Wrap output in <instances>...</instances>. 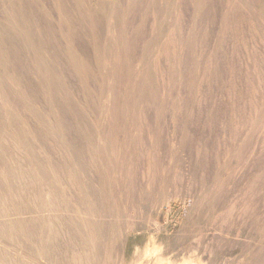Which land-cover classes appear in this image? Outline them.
<instances>
[{"label": "rangeland", "instance_id": "1", "mask_svg": "<svg viewBox=\"0 0 264 264\" xmlns=\"http://www.w3.org/2000/svg\"><path fill=\"white\" fill-rule=\"evenodd\" d=\"M195 258L264 264V0H0V264Z\"/></svg>", "mask_w": 264, "mask_h": 264}, {"label": "bare ground", "instance_id": "2", "mask_svg": "<svg viewBox=\"0 0 264 264\" xmlns=\"http://www.w3.org/2000/svg\"><path fill=\"white\" fill-rule=\"evenodd\" d=\"M64 131V130H63ZM90 198L88 197L87 199H86V202H87V204L90 202ZM92 204H94L93 203V201H92ZM78 208H82L81 210L80 209H78V211L80 210V212L82 213V214H85V215H95V212H94V210L92 209V208H89V207H80V206H78ZM96 208V207H95ZM56 213V212H55ZM59 217V216H58ZM43 221V220H42ZM46 224H48V223H46ZM53 228V227H52ZM58 236V235H57ZM51 237V236H50ZM90 240V239H89ZM46 252V251H45ZM35 262H39V263H41L40 261H39V259L37 258V257H34V258H32ZM56 261H57V259H56ZM177 264H204V262L200 259V258H195L194 260H191V261H183L182 263H177Z\"/></svg>", "mask_w": 264, "mask_h": 264}]
</instances>
